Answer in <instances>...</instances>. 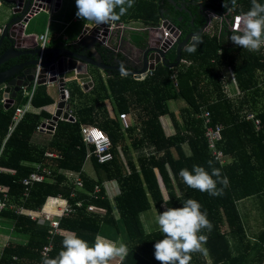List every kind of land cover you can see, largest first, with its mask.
<instances>
[{
    "label": "trees",
    "instance_id": "16d2710c",
    "mask_svg": "<svg viewBox=\"0 0 264 264\" xmlns=\"http://www.w3.org/2000/svg\"><path fill=\"white\" fill-rule=\"evenodd\" d=\"M107 1L106 10L117 22L134 19L160 28L168 20L180 32V43L204 27L203 11L226 22L211 24L214 32H205L188 44L181 54L188 66L169 70L159 65L142 81L117 71L108 72L105 81L99 75L90 93L98 98L70 82L67 104L76 121L59 120L42 148L32 138L48 115L44 111L26 113L7 135L15 106L5 110L0 95V199L5 196L0 223L9 227L2 230V226L0 235L10 237L1 264H106L112 248L98 240L103 230L110 239H122L127 252L119 264H264V208L258 211L262 221L257 234L250 238L239 209L249 198L264 201V52L249 49L247 43L264 40V0ZM241 16L252 18L247 34L231 29ZM144 36L139 43L142 48L147 46L148 35ZM148 39H156L155 32ZM7 48L5 44L0 56ZM176 49L177 45L168 55L170 64L175 63ZM95 53L103 63H112L110 52L96 46ZM114 59L123 61L119 55ZM225 67L234 73L241 93L238 99L223 91L221 70ZM105 100L114 103L118 116H109ZM177 100L185 107L172 113L168 102ZM52 103L46 87L39 86L31 104L44 107ZM205 111L211 124L222 125L216 147L226 156L224 164L208 149L201 117ZM122 113L136 115V123L127 130L119 122ZM249 113L260 119L258 130ZM162 116L169 117L173 135H165ZM82 125H95L111 142V163L98 165L89 158L94 179L83 173L92 149L82 142ZM47 154L57 157L51 159ZM39 166L51 175L44 183L31 185L25 196L26 187L20 181L38 173ZM62 171L77 174L82 189H76L75 179H68ZM106 182L118 185L113 199L105 193ZM95 187L100 189L97 199L90 197ZM53 197L68 200L72 207L82 203L61 219L60 234L50 235L48 226L16 212L19 208L41 211ZM49 204L45 210L52 207ZM88 205L105 212L87 211ZM152 208L161 218L165 208L172 224L163 221L162 227L147 233L141 216ZM179 229L186 231L185 239ZM49 243L53 250L44 259L42 250Z\"/></svg>",
    "mask_w": 264,
    "mask_h": 264
},
{
    "label": "water",
    "instance_id": "95a60500",
    "mask_svg": "<svg viewBox=\"0 0 264 264\" xmlns=\"http://www.w3.org/2000/svg\"><path fill=\"white\" fill-rule=\"evenodd\" d=\"M14 4L12 13L17 15L10 19L2 30L0 35V47L4 39L8 41L10 47L0 56V68L8 63L9 60L16 59L20 62L6 69L0 70V95L7 102L12 103L20 88L28 87L32 84L37 75L38 85H56L58 87L59 102L56 104V110L50 120L40 125V131L51 133L54 131L59 120L75 122V117L69 110L67 99L68 91L65 88L66 82L79 81L82 84L90 83L92 86V76L88 73V68L93 67L101 71H117L123 75L133 76L136 80L147 78L149 71L154 72L159 65L175 70L181 63V54L186 50L188 44L198 38L201 34L207 32L210 24V14L216 15L210 11H203L202 15L205 18L204 27L197 34L188 35L183 42H179L181 38L180 32L168 20L162 24V29L159 31L162 37L150 41V45L146 50L142 51V57L136 65L121 64H105L100 61L99 56L95 54V47L103 48L104 44L108 43L116 33V29L111 27V14L104 11L101 6L95 9L92 16V27H86L82 37L74 44L73 50L69 49H52L45 47L42 49L35 45L29 49L18 48L16 36L11 33V28L15 24L27 21L24 17L28 12L32 11H47L53 0H7ZM61 0H55L54 11L60 8ZM202 9L201 4L199 5ZM246 17V16H242ZM250 24V23H248ZM169 33L167 38H164V32ZM246 32V31H244ZM85 40H91L94 45L92 57L86 53L90 49V45L84 43ZM177 45L175 52V63L170 64L168 55ZM85 48V50L83 48ZM43 54V59L40 61L39 56ZM113 53V51H110ZM87 89L88 86L84 85ZM10 106H5L9 109Z\"/></svg>",
    "mask_w": 264,
    "mask_h": 264
},
{
    "label": "crops",
    "instance_id": "0c3cea01",
    "mask_svg": "<svg viewBox=\"0 0 264 264\" xmlns=\"http://www.w3.org/2000/svg\"><path fill=\"white\" fill-rule=\"evenodd\" d=\"M103 1L106 3V5L108 4L107 0H97V4H96L97 7L100 6ZM4 5L6 7L8 6L11 11H12V8L14 7V4L12 2H9L7 0H0V8L4 7ZM106 5H105V11H107ZM96 8L91 9L87 12L85 10V7H84V0H61L60 8L57 11L56 12L52 11L51 13H48V23H46L45 29L39 27L38 33H31L32 35L27 34V33H25L26 29L28 27V24H29V22H27L26 28H24L23 25L15 24L14 27L11 28V33L14 34V36H16L18 48L29 49V48L34 47L35 45H38L39 44L38 38L40 36H42L43 34L47 33V37H48L47 47L52 48V49L73 50L74 47L76 46L74 44L82 37L85 28L86 27H92V24L88 23L86 21H84L83 24L78 25L79 16L83 12L85 13V15L87 17L89 16V14H91L93 16ZM127 9L129 10V8H127ZM43 13H45V12H43ZM45 14H47V13H45ZM16 16L17 15H14L13 13H11V15H8L7 12H5L4 18H3L4 20L3 19L0 20V35L2 34V30L4 28V25L10 19H12L13 17H16ZM125 19H127V17ZM73 23H75L74 27H73ZM111 27L113 29H116V33L113 36V39H110L108 41V43L104 44V46L102 48L106 52H110V51L114 52V54L110 53V56L113 57L111 64L126 63L129 65H136L137 62L139 63V60L142 57V51L146 50L147 47L150 45V43H149L150 41L148 38H149V35H151V32L152 33L155 32V38L162 37L160 32H159L161 30V28H152V27H149V25H145L142 21H137L134 19L117 22L113 19L112 14H111ZM144 35H148L146 48L140 47V44H139L142 37H145ZM84 43H87V45H90V47H89L90 49H87V51L92 53L94 50L93 42L91 40H85ZM5 44H8V48L10 47V44L8 43V41L6 39H4L3 44L0 47V50L2 49V47ZM68 46H72L73 48L70 49V47H68ZM85 48H83V49H85ZM115 55H119V56L123 57V61L122 62L116 61L114 59ZM96 56H98V55H96ZM11 61H16V63H14V64H18L20 62L19 60H17V58L9 60L8 63ZM100 61H102V60H100ZM183 62L184 61H181L180 65L183 64ZM221 71H222L221 72V80H222V78H224L226 76L224 78L225 84L228 85V87L230 88V92L232 94H235L236 91H239V88H238L236 80H234L235 76H234L233 71L231 70V68H228V67L223 68V70H221ZM108 72L110 73L112 71H106V70L101 71V70L95 69L93 67H89L88 73L90 74V76H92V81H91L92 86L89 85L90 84L89 82L85 83V84H82L79 81H75V82L79 85V87L81 88V90H83L84 93L90 94L92 92L91 90H92L93 86L96 84L98 76L100 75L102 77V79L105 81V79L109 76ZM137 81H142V80H137ZM229 81L231 82L232 86H230L228 84ZM70 82H73V81L66 82V84H65V88L67 90L69 88ZM221 84H222V82H221ZM84 85L88 86V88L86 89L84 87ZM234 85L236 87H234ZM42 86L46 87L47 93L53 99V103L49 104L47 106H44V107H35L32 105V108L27 113L38 114V113H40V111H44L48 116H50L49 119H47L48 116L42 118V120H43L42 123H44V122H47L48 120H50L51 117L54 115V112L56 110V104H57V102H59V93H58V87L56 85H42ZM91 96L96 97V98L99 97V96H94V95H91ZM1 99H2V96H1ZM22 99H24L22 97V95H20V93H17L15 98L13 99V104H14L13 106L22 107L23 104L25 105V103L22 102ZM170 102L171 101L168 102V107H169L170 112H172V113H176L177 111H179L180 109L185 107V103L184 104H175L172 107H170L169 106ZM104 106H105L110 117L118 116L117 115L118 112L116 110L114 111V109H116L114 103H112V102L110 103L109 100H105ZM9 109H11V108H9ZM69 110L71 112L70 108H69ZM71 114H72V112H71ZM122 114L128 115L127 122L129 123L130 127L136 123V115L134 113H122ZM119 122L123 127L122 120H120ZM161 124H162L163 131H164L166 136L173 135V133H174L173 126H172L171 121H170L168 116H162ZM55 128H54V131L51 133V135H49L48 133H44V131L41 132L37 128L38 133L33 136L32 142L37 147L42 148L51 140L52 136L54 135ZM122 130H123V128H122ZM130 141L131 140H127V142H126L127 146H130V144H129ZM52 155H54V154H52ZM54 156H55V158L57 157L56 155H54ZM89 160L90 159H86V162L83 165V173L85 175H87L89 178L94 179L95 173H94V170L92 169L91 162ZM86 163H88V167H85ZM89 170H91L92 172H90ZM61 173L64 174L68 179H71L72 174H74L75 176L77 175L75 173L65 172V171H62ZM92 173H93L94 177H91ZM110 183L112 184L113 182L104 183L103 188L105 190L107 197L109 199H113L117 195L116 194L117 189L115 186L112 187ZM106 185H108L109 187L106 188ZM54 199H59V200L56 201ZM50 200H54V201L49 202ZM61 200H64V199L54 198V197L49 198L47 203L45 204L44 208L41 211L43 213H51V215H53L54 218H56L57 209L59 207L63 206V202ZM48 203H51L52 207H48L45 210V207ZM51 204H49V205H51ZM26 211H28V210H26ZM31 212H38V211H31ZM104 212H105L104 210L99 208L96 213L103 215ZM27 213L28 212L24 213V215L28 216ZM144 214H142V216H141L142 221H143V215ZM32 215L34 217L37 216L36 213H33ZM169 218H170V216H169ZM143 223H144V221H143ZM2 226H3L2 230L9 228V227L0 223V228ZM246 229H247L248 237L249 238L252 237L251 233L253 230H252L251 226L249 225V223L246 224ZM11 230L12 229L10 228V231ZM248 231H250V233H248ZM147 233H148V231H147ZM108 234L106 235L105 233H102L98 238V240L101 242H103V240L111 242L113 244L116 242L115 246L113 248H112V246H110L112 248V255L106 264H119L121 259L123 258V256L126 255L127 250L125 247H123L121 241L118 242L116 240L110 239L109 237H106V236H108ZM8 240H9V237L4 236V235H0V256H1V258H2V250L7 245ZM117 253H120L121 255L120 254L118 255Z\"/></svg>",
    "mask_w": 264,
    "mask_h": 264
},
{
    "label": "built area",
    "instance_id": "2783aa9c",
    "mask_svg": "<svg viewBox=\"0 0 264 264\" xmlns=\"http://www.w3.org/2000/svg\"><path fill=\"white\" fill-rule=\"evenodd\" d=\"M96 4H97V0H84V7H85V10L87 12L91 9L96 8L97 7ZM54 5H55V0H53V2L51 3V5L47 11H42L40 9L39 11L28 12V14L24 17V20L27 19V21L22 20V22H20L22 24H20V25H23V27L26 28L27 22H29L38 13H40V12L51 13L52 11H54V9H55ZM105 5H106V3L104 1L100 5L102 7L103 11H105ZM247 18H250V17H247ZM250 20L252 21V18H250ZM251 21L249 23H251ZM238 23H239V21H237V18H236L235 23H234V27H237ZM162 24L160 27L161 29H162ZM163 32H164V36H165L164 38H167L169 33H167L166 30H163ZM38 40H39V44H38L39 47H41L42 49L47 47V43H48L47 33L40 36L38 38ZM247 43H248L249 49L256 50V51L262 50V52H264V40H262L260 42L249 40V41H247ZM43 57L44 56L41 53L39 56V60L41 61L43 59ZM183 64H186V62H183ZM186 65H188V64H186ZM152 74H153V72L149 71V75H152ZM141 80H144V78H142ZM37 82H38V79H37V75H36L34 81L32 82V84L30 86L20 88L18 93H20V95H22V97L26 99V102H25V105H23L22 107H14L13 108V111H12V114L10 117V124H9L8 130H7V135H10L12 133V131L14 130V127L19 123L20 120H22L24 115L32 108L31 100H32V97L34 96L36 89L39 87ZM1 104L4 105V107L10 106V108L13 107V105H14L13 101H12V103H9L4 98L1 99ZM201 117L204 120L203 126L205 128V138L207 140V145H208V149L210 151V154L220 164H224L226 162V156L223 154V152L221 150H219L216 147V143L221 140L222 125L221 124H214V125L211 124L210 115H209L208 111H205L204 113H202ZM127 118H128L127 114H120L119 115V119L122 120L123 128H126V130H127V128L130 127L129 123L127 122ZM248 118L252 119L254 121L256 130H258V128L260 127V119L256 118L253 113H249ZM38 130H40V127H38ZM81 135L83 138V141H82L83 144L87 148L92 149V152L88 154L87 159H89L90 157H93L97 161L98 165H107L113 161V155L111 153V142H110L109 138L101 130H99L98 127H96L95 125H82L81 126ZM47 157L51 158V159L55 158V156L52 154H47ZM41 168L42 167L39 166L38 167V173H33L29 178H26L25 180L20 181V185L26 187L25 196H28L29 188L31 185H34L36 183H38V184L44 183L47 180V178L51 175L50 171L46 170L45 168H42V169ZM72 178L75 179L76 189L81 190L82 189V182L80 181L78 175L75 176L74 174H72L71 179ZM99 192H100V189L95 187L94 191L90 194V197L93 199H97ZM0 193H2L1 188H0ZM58 198L63 199L62 197H58ZM72 198H74V194L72 195ZM4 199H5V196H4V194H2V199H0V211L5 207ZM54 200L58 201L59 199H54ZM61 201L63 202V206L59 207L57 209L56 218H54V216L51 215V213H43L42 211L31 212L30 210L26 211V209H24V208L16 209V212L18 214H24V213L28 212L27 214H28V216L31 217L32 220H38L42 225L49 227V234L50 235H56V234H60V221H61V219L64 216H68L71 213H73L74 208H81V206H82L81 202H76L75 207H72L68 200L64 199ZM98 209L99 208H96L93 205L87 206V211H90V212L96 213ZM33 213H36L37 216L34 217L32 215ZM52 250H53L52 243H49L48 245H46L43 248L42 256L44 257V259L49 257ZM13 260H16V258L14 257ZM0 264H1V256H0ZM36 264H43V263L38 262ZM84 264H88V262H85Z\"/></svg>",
    "mask_w": 264,
    "mask_h": 264
},
{
    "label": "rangeland",
    "instance_id": "374dc122",
    "mask_svg": "<svg viewBox=\"0 0 264 264\" xmlns=\"http://www.w3.org/2000/svg\"><path fill=\"white\" fill-rule=\"evenodd\" d=\"M5 12H7L8 15H11L12 11L10 10V8L7 6L4 5V7H1L0 8V20H2L4 18V14ZM46 13V12H45ZM43 12H40L38 13L35 17H33L30 21H29V24H28V27L26 29V32L27 34H31V33H38V29L39 27L41 28H44L46 27V23H48V13L45 14ZM4 20V19H3ZM78 25H81L83 24L84 21L88 22V23H91L92 24V15L89 14V16L87 17L85 15V13H81V15L79 16L78 18ZM237 21H239V23L237 24V27H233L231 28L232 30H237V31H240V32H244V33H248V30H249V22L251 21L250 18H247V17H237ZM221 22H226L223 17H218L216 15H212L210 14V25H209V29L208 31L211 30V24H216L217 25H220ZM75 23H73V27H74ZM245 27V28H244ZM207 31V32H208ZM211 32H214L213 30H211ZM32 35V34H31ZM223 70V69H222ZM222 72V71H221ZM226 77V76H225ZM224 77V78H225ZM222 78L221 82H222V86H223V91L225 92L226 95H228L231 99H238V97L241 96L240 92L239 91H236L235 94H232L230 92V88L228 87V85L225 84V79ZM228 84L230 86L231 85V82L229 81ZM234 87H236L234 85ZM175 104H184V102L182 100H177V101H171L170 102V107H172L173 105ZM130 144V142H129ZM132 150V149H131ZM119 156L122 160L123 163H125L126 165V160L125 158H123L122 156V153H119ZM138 157V155L135 153L133 155V158L136 159ZM85 167H88V163L85 164ZM88 169V168H87ZM90 172H92L91 170H89ZM91 177H94L93 173L91 175ZM111 184V183H110ZM112 187H116L117 189V192L116 194H118V185H116L115 182H113L111 184ZM109 186L106 185V188H108ZM264 208V201H262L261 199H257V198H249L248 200L242 202L239 204V209L240 211L242 212V216H243V220L245 223H249V225L251 226L252 228V233L251 235H254V234H257V231L259 229V224H261L260 222L262 221V217L261 215L259 214V210H263ZM263 214V213H262ZM263 217H264V214H263ZM143 221H144V228L146 231H150L151 229L153 228H160L162 227L163 225V221L167 224V225H171V219L169 218V216L167 215V212L164 208V215L163 217L161 218L160 215H158V213L155 211L154 208H152V210L146 212L144 215H143ZM102 228H106V227H102ZM181 235L183 238L186 236L187 237V234H186V231L185 230H181L179 229ZM103 233H106V231L104 230ZM248 233H250V231H248ZM10 238V237H9ZM185 239V238H184ZM16 239L12 238V241H14ZM118 241H122V239H119ZM186 241V240H185ZM103 242L109 246H112V248L115 246V243H111V242H108V241H104ZM118 255L120 253H117ZM121 255V254H120Z\"/></svg>",
    "mask_w": 264,
    "mask_h": 264
},
{
    "label": "flooded vegetation",
    "instance_id": "af4514ba",
    "mask_svg": "<svg viewBox=\"0 0 264 264\" xmlns=\"http://www.w3.org/2000/svg\"><path fill=\"white\" fill-rule=\"evenodd\" d=\"M14 65V64H13ZM12 66V65H11ZM8 68V67H7ZM0 70H3L2 68Z\"/></svg>",
    "mask_w": 264,
    "mask_h": 264
}]
</instances>
